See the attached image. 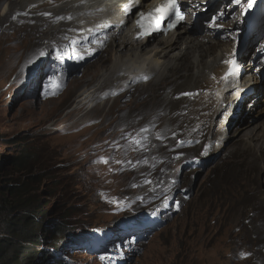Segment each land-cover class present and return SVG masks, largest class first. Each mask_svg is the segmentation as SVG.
<instances>
[{"label":"rangeland","instance_id":"374dc122","mask_svg":"<svg viewBox=\"0 0 264 264\" xmlns=\"http://www.w3.org/2000/svg\"><path fill=\"white\" fill-rule=\"evenodd\" d=\"M3 3H0V10ZM3 25L0 35L16 43L15 36L39 42L38 37L46 30V26L38 28L40 23L32 15L18 20L7 17ZM61 38L56 37L55 43ZM155 42L153 38L147 46ZM44 45L52 48L53 43L44 42ZM126 49L122 48L121 52ZM111 51L112 46H108L84 71L67 78L57 96L38 100L34 95L47 60L40 53L27 60L32 53L29 48L19 51L13 58L12 52L16 49L8 48V39L0 38V166L6 164L12 153L31 144L35 153L52 161L53 165L43 172L54 171L41 183L45 184L42 193L47 195L50 210L46 224L52 229L62 220L63 226L70 228L68 233L54 237L49 230L42 231L45 244L39 248L37 264H97L92 254L64 247V244L83 232L89 236L95 228L113 227L129 215L139 214L133 221L140 222L150 211L164 213L165 223L151 237L148 232L135 230L137 236L143 233L141 247L128 264H264V213L259 216L260 210L264 212V182L255 184L252 179L257 176L264 180V167H253L254 149L245 146V138L224 140L222 148L198 165L186 166V161L197 157L198 152L184 151L165 163V168L170 166L164 172L165 182L171 177L179 184L169 187L162 184L164 188L156 197L157 201L140 204L134 214L111 212L113 203L139 191L134 190L132 184L145 172L151 178L153 172H160V166L149 170L156 160L161 161L153 154L159 153L158 156L165 159L168 153L164 142L151 152L145 149L143 153H133L124 143L126 133L133 134L146 122L166 129L175 123L173 108L180 105L177 101L166 105L167 90L162 93L164 87L174 85L171 80L178 78L176 74L141 87L132 86L115 98L103 99L101 95L111 81L108 80L95 88L92 99L81 104L76 102L77 92L82 87H92L101 69L110 63ZM50 54L51 49L47 56ZM181 70L184 72V68ZM195 86L197 84L185 82L174 87L168 99L177 90L186 91ZM195 119L202 121L200 116ZM240 125L230 128L236 130ZM259 138L262 143L264 137ZM140 155L147 157L150 165H144L139 160ZM182 188L187 197L182 193L177 195L176 191ZM166 193L171 199L165 198ZM254 196L260 198L252 200ZM258 202L263 204L255 205ZM79 238L86 239V235ZM54 247L61 248L60 252ZM243 250L253 252L256 258L240 259ZM60 258L61 263L57 261Z\"/></svg>","mask_w":264,"mask_h":264},{"label":"bare ground","instance_id":"6f19581e","mask_svg":"<svg viewBox=\"0 0 264 264\" xmlns=\"http://www.w3.org/2000/svg\"><path fill=\"white\" fill-rule=\"evenodd\" d=\"M3 1L0 10L1 30L5 27L3 20L7 17L18 20L29 15L34 16L40 23L38 28L46 26V30L38 37L41 40L39 42L36 39L33 42L26 38L18 39L19 37L15 36L18 41L16 43L12 38L3 37L1 33L0 38L8 39V48L16 49V52H12L11 57L13 58L19 51L29 48L30 53H32L29 58L26 57L27 60L32 59L36 53L41 54L43 52L44 55L41 57L48 61L49 55L47 57V53L51 47L49 45L47 48L44 42L55 43L57 42L56 37H70L88 26L109 25L107 36L110 38L109 45L112 46L110 63L101 69L99 77L93 82L94 84L92 83V87H82L77 92L75 101L79 104L92 99L96 92L95 88L108 80H111L106 85L108 89L120 87L128 88L129 91L132 87L129 82L135 76L151 74L155 78H165L170 74H176L178 78L171 80L173 84L179 80L197 84L194 88L187 89L200 92L195 97L193 111L197 114L208 112L209 115L199 116L202 121L209 118L210 123H212V131L216 132L215 138L223 141L226 138L236 137V141L245 138V146H248L250 150L254 149L253 167L256 169L264 167V139L260 143L261 138H259L264 137V81L256 84L254 77H251L250 74L253 69L255 76H264V40L258 43V37H255L257 34L253 36L256 38L255 41H250L244 48L246 54L254 57L255 61H249V59L241 56L240 62L244 70L223 78L222 74L225 72L235 50L231 40L232 29L221 31L224 36L222 39L219 36L217 39H211L208 36L199 38V35L194 34L195 23L191 21L180 26L166 37L156 38V42L152 46H147L150 39L135 38V32L132 30V25L129 24L130 15L125 16L121 12V7L126 0H0V3ZM155 1L157 0H133L132 4L149 6ZM181 1L187 8L196 11L197 16L207 13L212 0ZM46 12L50 15L45 16L44 13ZM56 18L62 20L59 22L55 20ZM240 24H237V27H240ZM227 25H231L230 21ZM256 30L259 31V28ZM40 31L42 32V30ZM27 45L29 46L27 47ZM36 45H41V47ZM122 48H127L126 52H121ZM26 52L27 50L25 55ZM181 68H184V72H181ZM244 72L246 75H243ZM151 82L150 80L140 85ZM80 83H83V80ZM250 88L252 94L249 95ZM253 99L255 102H251ZM246 100L248 101L243 107L242 105ZM248 103H250L249 106ZM186 105H188L187 102ZM197 107L201 109H197ZM234 124L241 125L235 126L237 128L234 130V128H230ZM171 156L172 153L167 154L166 161L171 159ZM169 167L167 165L164 171L160 172L161 175H164ZM252 179L255 184L264 182L257 176ZM174 180L173 183L164 182V184L167 187L171 184H179V181ZM184 190L182 188L176 191L177 195L179 193L186 195ZM259 198V196H254L252 200ZM258 204L263 203H255V205ZM262 213H264L263 210H260L259 216H262ZM81 241L83 244L88 243L86 239H81ZM112 257H114L112 254L98 255L96 262L105 264Z\"/></svg>","mask_w":264,"mask_h":264},{"label":"trees","instance_id":"16d2710c","mask_svg":"<svg viewBox=\"0 0 264 264\" xmlns=\"http://www.w3.org/2000/svg\"><path fill=\"white\" fill-rule=\"evenodd\" d=\"M44 158L31 144L12 153L0 166V264H37L39 248L45 244L42 231L47 229L54 237L70 229L62 220L52 229L46 224L50 210L41 183L54 170L43 172L53 165Z\"/></svg>","mask_w":264,"mask_h":264},{"label":"snow or ice","instance_id":"6c2138e0","mask_svg":"<svg viewBox=\"0 0 264 264\" xmlns=\"http://www.w3.org/2000/svg\"><path fill=\"white\" fill-rule=\"evenodd\" d=\"M239 2H240V0H237V3H239ZM252 6H253V0H248L247 8H251ZM175 7H176L175 0H169V3L161 6L160 8H157L155 11L157 13H160L161 18H163V16L168 15L171 12V10ZM245 11H247V9H245ZM149 15H151V13ZM182 19H183V16L180 15L179 13H177V21L182 20ZM41 55H44V53L42 52ZM145 79H146V77H145ZM136 143H139V141H136Z\"/></svg>","mask_w":264,"mask_h":264}]
</instances>
